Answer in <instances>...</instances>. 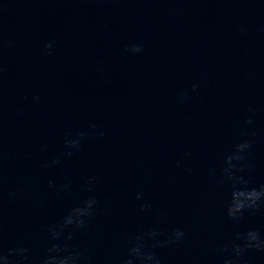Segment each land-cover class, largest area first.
<instances>
[{"label": "water", "instance_id": "1", "mask_svg": "<svg viewBox=\"0 0 264 264\" xmlns=\"http://www.w3.org/2000/svg\"><path fill=\"white\" fill-rule=\"evenodd\" d=\"M261 188L264 0H0V264H264Z\"/></svg>", "mask_w": 264, "mask_h": 264}, {"label": "clouds", "instance_id": "2", "mask_svg": "<svg viewBox=\"0 0 264 264\" xmlns=\"http://www.w3.org/2000/svg\"><path fill=\"white\" fill-rule=\"evenodd\" d=\"M46 47H50V45H46ZM243 146V145H242ZM261 194H264V188H261V190L259 192L256 191V189H252L247 196L249 198L251 197H255V198H259L261 196ZM234 197L237 195L236 193L233 194ZM241 195H243V193H241ZM241 207H243L242 203H239L235 206L234 210L235 211H240ZM229 216H231L233 214V208L229 209L228 212ZM177 235H182V233H177ZM54 250L58 249L56 248V246H53V248L48 249L49 252H52ZM45 264H65V260L63 258H60L58 260V258L56 256H50L47 258V260L45 261Z\"/></svg>", "mask_w": 264, "mask_h": 264}]
</instances>
